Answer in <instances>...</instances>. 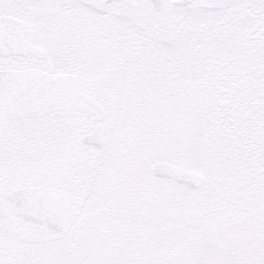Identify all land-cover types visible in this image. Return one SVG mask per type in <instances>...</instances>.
<instances>
[{
	"label": "snow or ice",
	"instance_id": "6c2138e0",
	"mask_svg": "<svg viewBox=\"0 0 264 264\" xmlns=\"http://www.w3.org/2000/svg\"><path fill=\"white\" fill-rule=\"evenodd\" d=\"M0 264H264V0H0Z\"/></svg>",
	"mask_w": 264,
	"mask_h": 264
}]
</instances>
